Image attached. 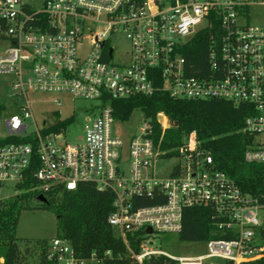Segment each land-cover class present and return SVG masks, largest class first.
Here are the masks:
<instances>
[{
	"label": "built area",
	"instance_id": "1",
	"mask_svg": "<svg viewBox=\"0 0 264 264\" xmlns=\"http://www.w3.org/2000/svg\"><path fill=\"white\" fill-rule=\"evenodd\" d=\"M214 26L205 67L190 74L187 42ZM119 35L127 48L117 54L112 41ZM0 37L8 43L0 74L12 77L9 101H0V184L36 199L81 182L111 192L107 223L138 264L159 255L175 264H248L264 257V202L216 170L193 131L162 148L163 132L172 126L162 112L154 117L156 135L142 111L135 131H128L112 107L113 100L158 91L242 104L248 112L242 130L252 137L243 159L264 165V0H0ZM63 93L97 102L75 141L64 136L70 122L55 129L66 119L45 125L33 115L34 98ZM167 157L175 163L158 178L156 164ZM146 198L155 202L138 205ZM200 205L212 208L226 237L206 240L205 252L194 256L152 248L153 233L177 234L183 209ZM70 243L54 236L45 258L100 264L93 252L78 257Z\"/></svg>",
	"mask_w": 264,
	"mask_h": 264
},
{
	"label": "trees",
	"instance_id": "2",
	"mask_svg": "<svg viewBox=\"0 0 264 264\" xmlns=\"http://www.w3.org/2000/svg\"><path fill=\"white\" fill-rule=\"evenodd\" d=\"M216 26L199 30L188 42L185 54L190 64V74H199L205 67L211 35L216 36ZM2 38V37H1ZM113 115L117 120L127 121L133 110L139 109L144 116L153 119L156 135L159 125L154 117L162 112L169 120L176 122L163 132L162 148H171L181 143L189 132H194L197 145L207 151L213 167L235 180L238 186L258 200L264 202V165L244 161L243 152L252 137L242 130L248 112L244 105L234 104L220 98L184 99L169 96L158 91L151 96L133 95L127 99L113 100ZM69 119L55 127L65 126ZM32 193H18L0 200V264H27L25 249L21 250L16 236V227L22 208L21 200ZM36 196V195H35ZM113 196L109 191H99L88 182L78 183L73 191L58 190L41 202L56 218V235L71 242L75 254L88 258L93 252L101 260L100 264H138L126 254L123 242L116 238L107 223L112 210ZM155 201L141 200L138 205H149ZM162 202V201H160ZM264 251V209L259 229ZM180 241L199 242L210 238L226 237L217 229L214 212L209 205L185 207L182 212L181 227L177 232ZM35 253V264H58L45 258L47 240L30 242ZM137 250L136 242L130 241ZM31 249V248H30ZM33 264V263H31ZM141 264H175L164 256H152ZM248 264H264V257Z\"/></svg>",
	"mask_w": 264,
	"mask_h": 264
},
{
	"label": "rangeland",
	"instance_id": "3",
	"mask_svg": "<svg viewBox=\"0 0 264 264\" xmlns=\"http://www.w3.org/2000/svg\"><path fill=\"white\" fill-rule=\"evenodd\" d=\"M261 13V10H257ZM87 46L85 44L83 49ZM112 46L116 49V53L120 54L127 48V41L121 35L117 36L112 41ZM8 47L6 40L0 37V56ZM10 75L0 74V101L8 102L7 97L10 95ZM59 99L60 105H55L53 101ZM32 105L33 115L38 123L44 120L45 125L56 123L58 120L69 119L70 124L65 130V138L69 141H75L82 134V128L85 124V118L97 112V102L83 98H74L63 94H49L33 99ZM54 111V112H52ZM142 113L139 109L133 110L127 121L121 123L124 129L135 131ZM175 159L167 157L160 160L155 167V175L158 178L167 176L170 168L174 165ZM17 187L11 183L0 184V200H5L9 197L18 194ZM22 208L19 214L16 227V236L21 238L18 241L21 250L25 249L27 264H35V253L31 246L32 243L24 245L23 240L34 242L36 240H51L56 235V218L54 214L42 206L35 195L28 196L21 200ZM152 248L165 251L175 256H194L205 252V242H187L180 241L176 233H153L151 235ZM31 248V249H30ZM32 250V251H31ZM216 262H220L216 260ZM1 263V259H0ZM85 264H95L89 260Z\"/></svg>",
	"mask_w": 264,
	"mask_h": 264
},
{
	"label": "water",
	"instance_id": "4",
	"mask_svg": "<svg viewBox=\"0 0 264 264\" xmlns=\"http://www.w3.org/2000/svg\"><path fill=\"white\" fill-rule=\"evenodd\" d=\"M171 125L176 126V122H171ZM37 199L41 202H45V199L42 196H38Z\"/></svg>",
	"mask_w": 264,
	"mask_h": 264
}]
</instances>
